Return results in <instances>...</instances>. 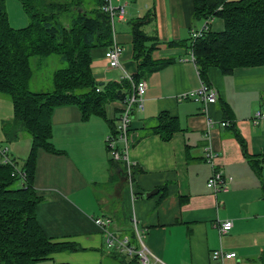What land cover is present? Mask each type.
Here are the masks:
<instances>
[{"label": "crops", "instance_id": "0c3cea01", "mask_svg": "<svg viewBox=\"0 0 264 264\" xmlns=\"http://www.w3.org/2000/svg\"><path fill=\"white\" fill-rule=\"evenodd\" d=\"M114 3L126 8V20L112 28L113 42L122 49L121 68L108 67L105 49H94L90 63L94 80L119 83L124 75L136 73L129 21L147 14L151 15L142 29L160 43L154 58L166 63L144 79L143 110L133 106L126 147L118 144L135 174L129 186L118 174L120 169H108L105 137L119 126L122 101L105 105L112 128L99 117L81 120L75 106L55 109L51 143L58 152H37L34 189L41 202L36 215L50 242L80 250L56 252L36 264H138L136 258L105 245L104 234L94 223L99 217L109 219L106 229L135 248L138 234L158 264H214L211 254L218 249L235 253L226 264H261L264 116L255 120L254 114L264 110V66L235 68L226 75L209 68L207 81L215 90V103L180 100L179 95L202 85L187 48L190 32L205 26L204 20L193 18L194 1ZM208 30L223 32L224 21L210 20ZM161 113L179 124L166 142L149 130ZM12 118V103L0 97V143L5 140L1 122ZM26 142L23 158L31 145L30 139ZM207 151L213 154L212 161L207 160ZM215 169L231 181L226 191L214 195L206 182ZM155 189L156 195L146 197ZM227 219L233 222L232 229L220 236L214 224Z\"/></svg>", "mask_w": 264, "mask_h": 264}, {"label": "trees", "instance_id": "16d2710c", "mask_svg": "<svg viewBox=\"0 0 264 264\" xmlns=\"http://www.w3.org/2000/svg\"><path fill=\"white\" fill-rule=\"evenodd\" d=\"M104 0H20L29 23L13 29L8 23L6 0H0V97L13 106V118L1 123L6 143L19 140L20 132L30 135L31 145L21 170L25 178L14 175L11 165L0 163V264H36L56 252H76L69 243H52L42 231L36 215L41 198L36 196L34 176L39 150L57 153L51 143L52 115L55 109L75 106L85 121L91 117L106 120L105 105L123 101L131 92L126 80L119 83L96 82L90 70L91 51L112 46L113 31L108 15L101 10ZM193 18L204 20L206 30L187 48L192 50L201 83L209 86L207 72L217 68L224 75L235 68L264 66V0H193ZM147 14L129 21L133 60L137 70L134 83L144 80L166 63L154 58L159 47L156 37L148 36L143 27ZM208 19H222L224 31L208 30ZM171 45V44H168ZM55 56L63 66L53 73V89L30 92V58ZM122 90H125L122 92ZM225 111L227 107H222ZM156 125L149 128L161 140L169 141L179 130L175 117L161 113ZM112 128L110 134L116 135ZM236 139L244 144L238 134ZM106 149L109 153V145ZM16 166V159L13 158ZM264 166V157H263ZM117 164L123 166L120 168ZM119 170L127 178L122 161L108 160V169ZM132 178L135 171L129 168ZM127 180V179H126ZM264 264V253L259 258Z\"/></svg>", "mask_w": 264, "mask_h": 264}, {"label": "built area", "instance_id": "2783aa9c", "mask_svg": "<svg viewBox=\"0 0 264 264\" xmlns=\"http://www.w3.org/2000/svg\"><path fill=\"white\" fill-rule=\"evenodd\" d=\"M101 10L105 12L109 19L111 26L115 22H121L126 20V8L124 4H116L114 0H104L101 6ZM212 19H208L207 22ZM207 23L205 22V26L203 30H206ZM202 35V30L190 32V41L193 43L197 38ZM121 47L116 43H113L110 48H108L104 52V59L107 62L108 67L112 69H120V57H121ZM190 60L193 61L194 57L192 54V50L189 51ZM123 80L128 81L131 84V92L129 96L122 101L121 113L119 117V126L117 127L116 135L109 134L105 137V141L109 145V155L115 161H123L126 163L127 171V180L129 186H131V172L129 171L130 163L126 158V153L124 150L119 148V143H123L126 147L127 143V134L130 128L131 120H132V108L136 106L138 111L143 110V100L144 95L147 90V84L144 80H140L137 83H134L131 75H124ZM180 100L183 99H192L196 101H202L207 104H213L216 101V93L215 90L209 86L201 85L199 89L196 91H188L184 92L178 97ZM264 116V110L257 111L254 114L255 120L260 119ZM211 122H208V126H210ZM226 123H222L225 125ZM127 149V148H126ZM9 149L7 146H0V163L3 165H11L14 168V175H17L21 179L25 178V174L22 172L21 168L18 167L17 162L16 166L14 165L13 158L9 153ZM206 157L208 161L213 160V154L210 151H207ZM231 181V178H226L223 176L220 170H213L212 175L208 178L206 182V186L211 189L212 193L215 195L220 191H226L227 184ZM135 223V220H133ZM109 219L99 217L94 220V223L100 228L101 232L104 234L105 245L108 248H116L117 250L124 252L129 258H136L138 264H158L159 260L152 259V254L150 253L147 246L143 243L142 238L137 234V240L139 242V247L135 248L128 244V242L124 239H119L115 237L111 232H109L106 227L109 225ZM233 226V222L231 220L224 221H216L214 227L217 229L220 236L228 233ZM235 253L233 252H225L222 249H218L212 252L211 258L214 261V264H226L227 260L235 258Z\"/></svg>", "mask_w": 264, "mask_h": 264}, {"label": "rangeland", "instance_id": "374dc122", "mask_svg": "<svg viewBox=\"0 0 264 264\" xmlns=\"http://www.w3.org/2000/svg\"><path fill=\"white\" fill-rule=\"evenodd\" d=\"M92 1L93 0H87L88 6L91 5ZM6 11L8 23L11 28L21 29L28 25L29 19L21 7L20 0H6ZM29 63L31 68V77L27 83V89L30 92L51 91L53 89V73L57 69L61 68L63 64H60L58 58L55 56H49L46 58L31 57ZM26 139H30V135L27 132H20V137L17 142L5 143L6 141L4 140V143H0V145L8 147L10 155L12 153L15 156L19 168H21L23 160L25 159L21 155L23 153H27L29 142H26ZM24 146L26 147L25 149L23 148ZM18 149L20 151L23 149V151L19 154L17 152ZM13 155H11L12 158H14ZM126 179L127 178L125 177V180ZM126 182L128 184V180H126Z\"/></svg>", "mask_w": 264, "mask_h": 264}, {"label": "water", "instance_id": "95a60500", "mask_svg": "<svg viewBox=\"0 0 264 264\" xmlns=\"http://www.w3.org/2000/svg\"><path fill=\"white\" fill-rule=\"evenodd\" d=\"M103 83H100V85H102ZM158 193V190L155 189V190H152L150 191L149 193L146 194V197H151V196H154Z\"/></svg>", "mask_w": 264, "mask_h": 264}]
</instances>
